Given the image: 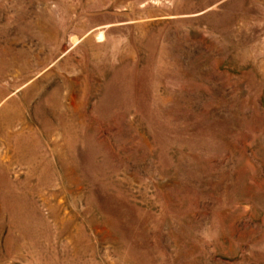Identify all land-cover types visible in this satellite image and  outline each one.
<instances>
[{"label":"rangeland","instance_id":"rangeland-1","mask_svg":"<svg viewBox=\"0 0 264 264\" xmlns=\"http://www.w3.org/2000/svg\"><path fill=\"white\" fill-rule=\"evenodd\" d=\"M0 264H264V0H0Z\"/></svg>","mask_w":264,"mask_h":264}]
</instances>
